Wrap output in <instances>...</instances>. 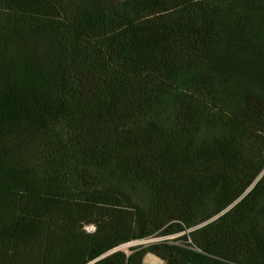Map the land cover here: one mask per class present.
<instances>
[{"label":"trees","instance_id":"16d2710c","mask_svg":"<svg viewBox=\"0 0 264 264\" xmlns=\"http://www.w3.org/2000/svg\"><path fill=\"white\" fill-rule=\"evenodd\" d=\"M148 255L264 264V0H0V264Z\"/></svg>","mask_w":264,"mask_h":264},{"label":"rangeland","instance_id":"374dc122","mask_svg":"<svg viewBox=\"0 0 264 264\" xmlns=\"http://www.w3.org/2000/svg\"><path fill=\"white\" fill-rule=\"evenodd\" d=\"M158 241H159L158 238H150V239H146V240H143V241L134 242V243H132L130 246H126V245H125V246L121 247L120 249L123 250V251H127V249H128L129 247H147V246H149V245H151V244H153V243H156V242H158ZM150 259H151V260H154L153 257H151V256H147V258L145 259V264H155V262H153V261L149 262ZM148 262H149V263H148Z\"/></svg>","mask_w":264,"mask_h":264},{"label":"crops","instance_id":"0c3cea01","mask_svg":"<svg viewBox=\"0 0 264 264\" xmlns=\"http://www.w3.org/2000/svg\"><path fill=\"white\" fill-rule=\"evenodd\" d=\"M148 256H150V255H148ZM151 257H152V256H151ZM146 258H147V256H146ZM146 258H145V259H146ZM153 258H154V257H153ZM145 259H144V264H145ZM151 261L155 262V264H161V262H159L156 258H154V260H151V259H150L149 262H151ZM149 262H148V263H149Z\"/></svg>","mask_w":264,"mask_h":264},{"label":"built area","instance_id":"2783aa9c","mask_svg":"<svg viewBox=\"0 0 264 264\" xmlns=\"http://www.w3.org/2000/svg\"><path fill=\"white\" fill-rule=\"evenodd\" d=\"M93 230H94V229H93L92 227H88V228H87V232H90V233H91V232H93ZM131 244H132V243L127 244L126 246H130Z\"/></svg>","mask_w":264,"mask_h":264}]
</instances>
